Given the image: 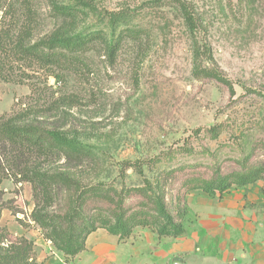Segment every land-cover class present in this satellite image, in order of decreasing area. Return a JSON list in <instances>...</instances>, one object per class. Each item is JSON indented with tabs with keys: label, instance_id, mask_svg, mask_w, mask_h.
<instances>
[{
	"label": "rangeland",
	"instance_id": "rangeland-1",
	"mask_svg": "<svg viewBox=\"0 0 264 264\" xmlns=\"http://www.w3.org/2000/svg\"><path fill=\"white\" fill-rule=\"evenodd\" d=\"M181 3L196 21L194 44ZM55 5L68 6L72 16L60 14ZM121 10L132 15L127 25L141 33L124 37L110 54L125 25L111 27L108 15ZM59 27L67 34L101 31L103 39L61 66H41L18 52L19 43L32 45ZM194 48L202 55L196 57ZM211 66L227 78L232 92L194 73ZM25 112L29 116L20 115ZM13 116L59 130L93 153L52 160L29 153L28 161L43 170L83 185L117 188L159 174L170 209L178 200L187 214L179 237L158 238L137 227L118 240L98 229L84 251L65 256L30 219L42 198L20 181L11 153L0 145V245L27 238L43 264H164L148 257L171 248L178 250L167 264H188L190 239L193 232L202 234L204 223H223L215 229L235 239L247 234L242 226L247 221L264 224L262 179L222 195L189 190L191 178L264 164V0H0V119ZM212 126H217L215 138L208 132ZM53 192L46 209L63 213L70 192L64 187ZM137 200L132 196L125 204Z\"/></svg>",
	"mask_w": 264,
	"mask_h": 264
},
{
	"label": "trees",
	"instance_id": "trees-1",
	"mask_svg": "<svg viewBox=\"0 0 264 264\" xmlns=\"http://www.w3.org/2000/svg\"><path fill=\"white\" fill-rule=\"evenodd\" d=\"M54 8L66 17L72 16L68 6L55 5ZM180 9L194 44L197 29L195 18L185 4L181 3ZM131 18L132 15L127 10L109 13L111 27L125 25L118 31L114 44L110 45V54L118 49L124 37L138 38L141 33L139 28L127 25ZM101 39V31L67 34L59 27L47 38L32 45L24 46L19 43L17 49L24 57H32L41 66H61L85 52L93 41ZM201 53L200 49L194 48L196 57L202 55ZM205 56L211 58L209 51ZM194 73L223 83L230 92L233 90L227 78L214 66L196 68ZM20 115L29 116L27 112ZM25 118L13 116L0 119V145L11 153L9 162L18 169L20 181L28 182L34 196L38 194L42 198L43 205L39 206L36 202L30 219L43 238L50 241L56 250L65 256H75L84 251L88 236L98 229L116 236L118 240L128 238L137 227L150 229L158 238H175L184 233L186 207L176 200L173 209H170L161 188L159 174L153 179L143 177L142 184L138 186L117 188L102 182L83 185L62 172L43 170L41 164L36 166L37 162L28 161L26 156L30 153L34 159L41 160H52L61 156L77 159L82 156L91 157L93 153L75 138ZM208 132L215 138L217 126L210 127ZM159 160L152 159V162ZM135 163L125 161L123 164L135 166ZM170 172L172 170L168 171ZM138 173L143 175L141 166H138ZM260 179L264 180V164L225 174L216 170L208 179L191 178L189 190L200 189L209 195H222L232 186L244 187ZM59 187L70 192L66 210L63 213L49 212L46 206L55 197L53 190ZM132 196H136L138 200L133 206L126 205V199ZM94 201L102 204L91 205ZM0 264H38L32 241L19 237L15 241H9L6 246L0 245Z\"/></svg>",
	"mask_w": 264,
	"mask_h": 264
},
{
	"label": "crops",
	"instance_id": "crops-1",
	"mask_svg": "<svg viewBox=\"0 0 264 264\" xmlns=\"http://www.w3.org/2000/svg\"><path fill=\"white\" fill-rule=\"evenodd\" d=\"M203 226L202 234L198 235L197 232H193L190 239V261H188V264H264V224L256 223L252 225L247 221V225L242 226L248 232L242 239H235L233 235L221 229H215L223 226V223L208 222L204 223ZM250 232L251 234H249ZM92 234H97V230L89 236ZM200 236H203V238ZM175 250L178 249L160 250L155 257L150 255L148 260H158L159 263L167 264L168 257L172 256L176 252ZM36 260L38 264L44 263L38 255Z\"/></svg>",
	"mask_w": 264,
	"mask_h": 264
}]
</instances>
